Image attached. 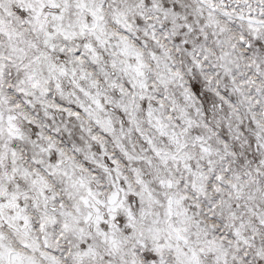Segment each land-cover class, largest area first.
Here are the masks:
<instances>
[{
    "label": "snow or ice",
    "instance_id": "6c2138e0",
    "mask_svg": "<svg viewBox=\"0 0 264 264\" xmlns=\"http://www.w3.org/2000/svg\"><path fill=\"white\" fill-rule=\"evenodd\" d=\"M0 264H264V0H0Z\"/></svg>",
    "mask_w": 264,
    "mask_h": 264
}]
</instances>
